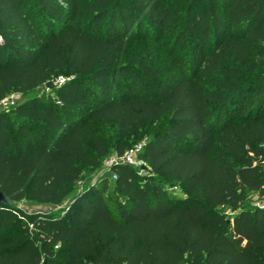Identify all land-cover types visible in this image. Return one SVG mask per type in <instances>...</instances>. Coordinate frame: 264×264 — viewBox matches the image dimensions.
<instances>
[{
  "label": "trees",
  "instance_id": "obj_1",
  "mask_svg": "<svg viewBox=\"0 0 264 264\" xmlns=\"http://www.w3.org/2000/svg\"><path fill=\"white\" fill-rule=\"evenodd\" d=\"M163 39L188 68L125 55ZM60 76L0 112V192L58 205L106 153L97 122L152 126L150 176L112 167L114 215L92 186L62 212L0 203V264H264V203L243 207L264 195V0H0V101Z\"/></svg>",
  "mask_w": 264,
  "mask_h": 264
},
{
  "label": "rangeland",
  "instance_id": "obj_2",
  "mask_svg": "<svg viewBox=\"0 0 264 264\" xmlns=\"http://www.w3.org/2000/svg\"><path fill=\"white\" fill-rule=\"evenodd\" d=\"M169 47L170 41H165V39L161 41L145 40L128 44L125 50V55L128 58H132L138 57L143 52H145V58H147V61L151 63V66L153 68H158L164 76L177 73L180 65H184L186 68H188L190 66L188 56L183 54V52H180L178 55H173L170 53ZM149 53L151 54V61L148 60ZM58 78L64 79V76L53 77L50 79V82L56 84ZM202 83L207 88H211L209 87L208 82L205 79H202ZM47 93L52 94L53 92L46 85H41L37 89L24 95H16L15 93H11L5 98V104H0V112L8 114L11 119H14L15 117L13 114V109L16 102L33 96H45ZM165 122L166 120L163 119L161 121V124H164ZM151 130L152 126H143L138 130L130 129L125 136H120L116 130L115 125L98 122L95 123L94 131L103 138V142L106 147V153L98 159L97 166L83 167L82 173L80 174L78 179L70 184L71 194L68 197L64 198L58 205L37 204L30 203L28 201H19L15 202L14 206L20 208L24 212H58L59 210L62 212L74 193L92 186L94 188L100 189L102 196L108 201L112 215L116 214L117 205L122 200V197L114 191V179L112 177L113 172L109 171L105 167L104 161L110 156L122 154L127 148L131 147L132 145L146 141L150 137ZM114 141L123 146L122 150L118 149L113 144ZM87 150L92 154L95 152L92 143H87ZM129 167L132 175L139 181H142L146 176H150V169L146 163L138 162L137 165H132ZM104 182H106L105 189H101ZM165 188L168 192H172L176 196H182L181 190L178 188ZM263 203L264 195L253 193L247 197L243 204V207L251 208ZM217 211L223 213L227 218H230L236 210H231L228 206H219L217 207Z\"/></svg>",
  "mask_w": 264,
  "mask_h": 264
},
{
  "label": "built area",
  "instance_id": "obj_3",
  "mask_svg": "<svg viewBox=\"0 0 264 264\" xmlns=\"http://www.w3.org/2000/svg\"><path fill=\"white\" fill-rule=\"evenodd\" d=\"M64 79L58 78L57 84L63 82ZM10 95V94H9ZM18 95V94H16ZM6 98V97H5ZM0 101V104H5L6 99ZM143 142L132 145L127 148L122 154H118L115 156H110L108 159L104 161L105 167L111 171L112 167L116 164H125L128 166L137 165L138 162L145 163L139 156V154L143 151ZM112 172V171H111ZM113 179L116 178L115 174L112 173Z\"/></svg>",
  "mask_w": 264,
  "mask_h": 264
},
{
  "label": "water",
  "instance_id": "obj_4",
  "mask_svg": "<svg viewBox=\"0 0 264 264\" xmlns=\"http://www.w3.org/2000/svg\"><path fill=\"white\" fill-rule=\"evenodd\" d=\"M45 85L48 87H51L53 86V83L48 81L45 83ZM0 203L4 205H10V206L14 204V202L9 197H7V195L3 192H0Z\"/></svg>",
  "mask_w": 264,
  "mask_h": 264
}]
</instances>
